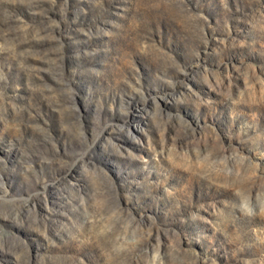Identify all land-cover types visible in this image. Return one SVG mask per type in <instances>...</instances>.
<instances>
[{
  "label": "rangeland",
  "instance_id": "rangeland-1",
  "mask_svg": "<svg viewBox=\"0 0 264 264\" xmlns=\"http://www.w3.org/2000/svg\"><path fill=\"white\" fill-rule=\"evenodd\" d=\"M0 264H264V0H0Z\"/></svg>",
  "mask_w": 264,
  "mask_h": 264
}]
</instances>
